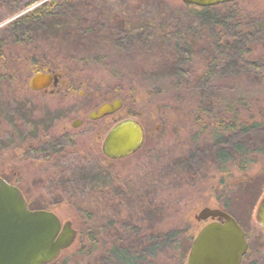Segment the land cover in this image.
I'll use <instances>...</instances> for the list:
<instances>
[{
  "label": "rangeland",
  "instance_id": "374dc122",
  "mask_svg": "<svg viewBox=\"0 0 264 264\" xmlns=\"http://www.w3.org/2000/svg\"><path fill=\"white\" fill-rule=\"evenodd\" d=\"M45 2L54 3L58 19L33 22L27 37L15 34L18 44L5 51L11 55L6 69L0 57V177L20 188L31 209L50 210L76 230L73 243L50 264H110L102 255L109 245L103 241L117 217L153 223L156 231L144 233L154 235L153 246L138 240L145 237L141 233L131 244L154 248V264H185L193 237L207 221L195 215L221 204L244 229L248 256L243 264H264V226L257 217L264 154L252 152L264 139V0L226 2L207 8L204 18L196 14L206 15L200 7L181 0H0V23L9 21L0 26L1 40L9 41L4 37L9 23ZM238 12L242 24L235 27L227 16ZM124 30L133 33L121 35ZM128 38L131 45L124 42ZM208 66L213 74L193 82ZM46 71L66 84L53 93L31 90L32 74ZM106 98H121L123 106L102 119L87 118ZM15 100L27 103L22 112L28 122L44 123L50 132L46 139L56 138L57 148L64 138L62 155L44 158L46 139H33L24 124L12 122ZM226 113L238 126L244 121L238 130L255 121L260 128L243 137L221 132L219 118ZM126 118L142 125L143 145L127 157L109 159L101 149L103 138ZM76 119L82 122L73 127ZM17 139L29 140L32 147ZM233 142L243 156L231 154L219 165L217 149L229 153ZM80 159L99 161L113 174L110 195L97 196L83 209L73 203L81 202L80 192L70 194L63 176ZM90 224L100 232L97 238L78 239Z\"/></svg>",
  "mask_w": 264,
  "mask_h": 264
},
{
  "label": "water",
  "instance_id": "95a60500",
  "mask_svg": "<svg viewBox=\"0 0 264 264\" xmlns=\"http://www.w3.org/2000/svg\"><path fill=\"white\" fill-rule=\"evenodd\" d=\"M185 4L209 7L235 0H181ZM59 74L36 72L28 82L31 90L46 89L56 84ZM121 100L103 102L88 113L91 120L113 114L121 107ZM79 121L73 123L77 126ZM143 141L141 125L126 118L107 131L102 151L110 158H122L138 149ZM257 217L264 226V197ZM205 223L193 237L185 264H239L247 250L242 227L226 211L202 208L196 220ZM76 230L70 221L62 222L52 211L29 209L20 189L0 177V264H48L75 240Z\"/></svg>",
  "mask_w": 264,
  "mask_h": 264
},
{
  "label": "trees",
  "instance_id": "16d2710c",
  "mask_svg": "<svg viewBox=\"0 0 264 264\" xmlns=\"http://www.w3.org/2000/svg\"><path fill=\"white\" fill-rule=\"evenodd\" d=\"M224 3H221V5H223ZM187 5H191V4H187ZM193 6V5H191ZM195 6V5H194ZM216 6H220V4L218 5H214V6H210V7H200L201 10L205 11L206 15H201L199 12L196 13L198 15V17L200 18H204L206 17L208 14V12L210 11H206L207 8H211V7H216ZM199 7V6H197ZM229 11V10H228ZM189 13L191 15L194 16V11H189ZM55 10H54V3L51 2H45L35 8H32L28 11H26L24 14H22L21 16H19L16 20L12 21L8 27L5 30V34L4 37H6L10 43H12L13 45H17L18 43L15 42V39H13V36L15 38V34H18L19 36L23 35V37H27L29 35H31V29H32V25L33 22L36 23H53L56 19H58V17L55 15ZM212 16V15H211ZM241 14L238 12V14L236 16L234 15H229L227 16V20L228 22L232 21V25L236 26H240L242 24V19L240 18ZM216 22V21H214ZM218 24V22H217ZM124 33L128 34H132L133 30H124L121 32V35H124ZM131 39H127L124 42H126V45H131L134 41H130ZM15 42V43H14ZM136 44V43H135ZM134 44V45H135ZM261 52H264V49L261 50ZM244 54V53H243ZM10 52H4L1 57H3V60L5 63H7V59L9 58ZM217 58V57H216ZM225 59H230L225 58ZM218 61H220V59H217ZM240 60H242L241 55H238V57L236 58V61H238V63H240ZM212 61V60H211ZM209 60V62H211ZM228 62V61H225ZM209 69H207L205 74L199 75L198 78H194L193 82L198 83L200 82L202 79L207 78L208 76L212 75L214 70L213 68H211L210 66H208ZM208 72V73H207ZM252 73H254L252 71ZM116 95V92L113 93V96ZM112 96V98H113ZM117 96V95H116ZM8 96L4 97L7 98ZM11 97V96H10ZM118 97V96H117ZM112 98H106V100H112ZM10 99H8L9 101ZM208 102L211 105V101L210 99H208ZM26 103V102H24ZM27 104V103H26ZM26 104L23 103H16L13 102L11 104V108L15 109L16 108V114L11 115L12 117V122H14L16 125L17 123L19 124H24V129L25 130H29L30 131V136L34 138H36V136H38V138H40L42 141L44 139H46V134H50V132L48 131V128L46 127V125L44 123H36V121H32V122H28L26 115L23 113L22 111L26 108ZM259 112V108H256ZM13 112V111H12ZM227 112V110H226ZM227 113L225 115H223L224 117H220L219 118V124H218V128L219 130H221V132H224L225 130H227L226 132H231L233 135V137H236L237 135L239 137H243L245 135L251 134L252 131L260 128L261 123L260 122H253L247 126H245L244 128H242L241 130H238L239 126L242 125V122L244 121H240L239 122V126L237 125L238 120L236 118H233L231 120H227ZM216 117V116H215ZM30 119V118H29ZM226 123V128L224 127ZM217 125L216 123L214 124V126ZM242 127V126H241ZM218 131V130H217ZM250 131V132H248ZM214 133H217L216 130L213 131ZM38 134V135H37ZM41 134V135H40ZM221 134V133H220ZM62 138L61 141V147L59 146V148L56 147V145L54 144L56 141V138L54 139V141L52 140L53 136L49 135V140L46 139L43 142H45V149H48V151H46L43 156L46 159H49L51 157H53L56 153H58L59 155H62L63 152L61 153V149L64 148L65 146V142H64V138L62 136H60ZM22 138V137H20ZM223 138V135H220V139ZM29 140H31V138H28ZM249 139V138H248ZM29 140H21V139H17V144L19 142H21V145L24 146L25 148H31L32 145L30 143ZM239 143V141H238ZM237 142H233V150L230 151L228 153V150L225 153V149L223 148H218L217 149V153H216V157L218 159L217 163L220 164H224V162L229 159H231V154H235L236 156L238 155H242L244 154V152L239 151V145ZM258 148H255L254 151H252L253 153L256 152H260L264 154V139L261 140V142L259 143H255ZM219 147H222L221 145ZM63 151H66V149H64ZM239 151V154H238ZM243 153V154H242ZM70 154V153H69ZM62 160V159H61ZM81 160V159H80ZM242 162H244V159H241ZM67 171H65L64 173V178H65V185L68 187V191L71 192L72 191H76V192H80L81 194V202L76 200L74 203V205L76 207H78L79 209H83L85 204L86 205H91L93 203H96L97 201V196H109L110 195V188L108 191V187H110V182H108V178L110 177V175H113L112 172H107L105 170V166L103 164H101L99 161H95V162H91L90 160H86L83 161L81 160L80 164H78L76 161H73L72 164L68 165V168L66 169ZM115 176V175H114ZM116 177V176H115ZM115 177L111 178L112 181H116ZM112 184V182H111ZM115 184V183H114ZM119 188H122L121 185L117 184L116 185ZM85 196V197H84ZM84 199V200H83ZM222 209L226 210L228 213L229 210L226 208L225 204H221ZM232 215V214H231ZM233 216V215H232ZM113 223H115V225L113 224V226L107 231V235H105V240L103 241L106 244L105 247L103 246V248H105V251L103 252L102 255H105L106 258L108 259V261H110V264H140L138 261L140 260H144L142 262V264H154V261L157 259L158 254L154 253V248L151 249H147V247H134V244H131L134 242V240H136L137 238L134 237H138L139 238V234L141 233L142 235H145V237H141L140 239H138L139 241L142 242V244L144 245H150L153 246L152 239H154V235H150L147 236L145 233V231L147 230H151V231H156V228L154 227L152 222H149L147 220V222H145L142 218L138 219L136 221H133V218L129 217L127 219L124 218H115L112 220ZM140 227V228H139ZM100 234L97 233V231L95 230L94 225L90 224V227H82L81 232H78V239L79 237H82L83 239H86L85 236H87L88 239H95L97 238L96 235L98 236ZM151 234V233H149ZM159 235V234H157ZM77 237V235H76ZM168 237V236H166ZM170 238V237H169ZM87 239V242H92L89 241ZM84 241V240H83ZM82 241V242H83ZM190 238L187 239L185 245H184V250L179 254V259L182 260L183 257L185 256V252H187L188 248H189V244H190ZM141 242H139V245L141 244ZM93 243H89L87 245V247L89 248V253L94 252V248H93ZM159 249V248H158ZM156 250V249H155ZM147 253V254H146ZM149 253V254H148ZM92 254V253H91ZM157 254V255H156ZM248 256V254L246 255V257ZM139 257H143L141 259H139ZM154 257L155 260H152ZM50 264V263H48ZM55 264H66V262H56Z\"/></svg>",
  "mask_w": 264,
  "mask_h": 264
},
{
  "label": "flooded vegetation",
  "instance_id": "af4514ba",
  "mask_svg": "<svg viewBox=\"0 0 264 264\" xmlns=\"http://www.w3.org/2000/svg\"><path fill=\"white\" fill-rule=\"evenodd\" d=\"M16 17H17V16L15 15L14 18H16ZM14 18H13V19H14ZM7 22H9V21H6V22H2V23H0V26L3 25V24H5V23H7ZM9 24H10V23H9ZM9 42H10V41H8V42L5 41V42H4V41L1 40V38H0V57H1V55H2L5 51L8 50L7 48H8L9 46L13 45L12 43H9ZM1 58L3 59V57H1ZM2 59H0V60H2ZM4 67H5V69L7 68L6 63H5V66H4ZM46 72H52V71H46ZM54 73H55V72H54ZM28 82H29V81H28ZM67 83H68V82H67ZM59 84H66L65 81L61 79V76H60V75H59V79H58V81L56 82V84L50 83L49 86H48L46 89H43V90H41V91L46 92V93H53V91L55 90V88H56ZM28 87H29V85H28ZM115 99H120V100H121V98H115ZM115 99H112V100H109V101H104V102H112V101L115 100ZM121 102H122V100H121ZM102 103H103V102H102ZM102 103H101V104H102ZM98 106H99V105H98ZM122 106H123V102H122V104H121V107H122ZM121 107H120V108H121ZM96 108H97V107H96ZM96 108H95V109H96ZM92 110H94V109H92ZM92 110H91V111H92ZM118 110H119V109H118ZM118 110H117V111H118ZM109 115H111V114H109ZM107 116H108V115H107ZM104 117H105V116H104ZM104 117H103V118H104ZM87 118H88V114H87ZM101 119H102V118H101ZM90 120H91V119H90ZM122 120H123V119H122ZM76 121H79L78 125L82 122L81 119H76L75 121L72 122L71 125L73 126V123L76 122ZM119 121H120V120H119ZM117 122H118V121H117ZM115 123H116V122H115ZM115 123H114V124H115ZM114 124H113V125H114ZM78 125H77V126H78ZM111 126H112V125H111ZM73 127H74V126H73ZM75 127H76V126H75ZM141 128H142V131H143V141H144V129H143L142 125H141ZM109 129H110V128H109ZM109 129H108V130H109ZM108 130H107V131H108ZM105 135H106V134H105ZM104 137H105V136H104ZM103 139H104V138H103ZM143 141H142L141 146L143 145ZM102 144H103V142H102ZM141 146H140V147H141ZM140 147H139V148H140ZM139 148H138V149H139ZM101 149H102V146H101ZM138 149H136L134 152L130 153L129 155L135 153ZM102 152H103V151H102ZM103 154H104V153H103ZM129 155H127V156H129ZM127 156H125V157H127ZM106 157H107V156H106ZM107 158H109V159H118V158H110V157H107ZM122 158H124V157H122ZM4 180H5V179H4ZM7 182H8V181H7ZM9 183H10V182H9ZM11 184H12V183H11ZM13 185H14V184H13ZM15 186H16V185H15ZM17 187H18V186H17ZM18 188H19V187H18ZM19 189H20V188H19ZM20 191H21V190H20ZM21 193H22V192H21ZM22 194H23V193H22ZM23 196H24V195H23ZM24 197H25V196H24ZM263 197H264V195H263ZM263 197H262V198H263ZM25 199H26V198H25ZM26 201H27V199H26ZM27 205H28V208L31 209V208L29 207L28 202H27ZM218 209H221V210L225 211L224 209H222V207H221V208H218ZM234 218H235V217H234ZM235 219H236V218H235ZM206 220H207V221H206V223H207V222L210 221V218H207ZM208 220H209V221H208ZM237 222H238V221H237ZM241 227H242V226H241ZM243 231H244V229H243ZM244 234H245V233H244ZM246 241H247V240H246ZM247 251H248V242H247V250H246L245 254L243 255V257H242V259H241V261H240L239 264H243V261H245V258H247V257H246V255L248 254Z\"/></svg>",
  "mask_w": 264,
  "mask_h": 264
}]
</instances>
